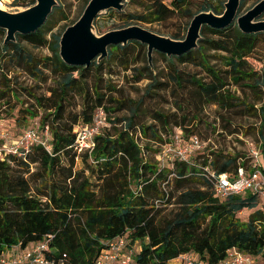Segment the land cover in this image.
<instances>
[{
	"label": "trees",
	"instance_id": "1",
	"mask_svg": "<svg viewBox=\"0 0 264 264\" xmlns=\"http://www.w3.org/2000/svg\"><path fill=\"white\" fill-rule=\"evenodd\" d=\"M137 1L140 11L124 13L122 7L119 12L144 28L180 17L185 21L182 28L168 36L174 40L184 38L195 14L211 11L221 15L226 2L201 0L193 13L195 0ZM247 1L240 0L238 14ZM23 2L13 0L14 5L35 4V0ZM56 17L67 19L60 5L34 33L16 35L15 42L5 45L0 40V104L13 109L15 103H27L23 111L32 120L23 115L16 119V126L22 120L26 129L41 134L47 127L50 132L49 148L33 144L26 152L20 150V155L7 153L0 158V256L8 248H25L51 235L46 256L56 261L65 255V264H94L106 243L116 237L124 238L126 248L136 247L133 264H174V259L185 254H193L203 264H215L232 248L255 262L257 258L264 261V208L253 210L244 220L239 217L244 209L257 205L258 195L246 192L219 201L212 188V175L233 177L239 167L251 170L250 153L215 147L204 148L186 162L174 161L173 168H162L157 161L161 146L170 143L174 130L180 129L185 139L196 134L204 109L213 105L224 112L218 118L223 129L235 126L227 116L232 110L260 119L251 127L264 172V104L254 108L231 90H249L257 101L262 98L264 72L253 68L249 59L264 33L243 34L235 23L224 29L203 26L194 50L170 58L158 53L170 71V79L161 82L148 63L137 66L135 55L132 58L134 48L145 46L135 41L109 47L104 61L94 60L87 67L64 64L59 57L62 32L51 33L50 24ZM0 36L5 37L1 29ZM24 43L46 48L50 54L36 56ZM205 50L220 53L217 57L223 68L210 65ZM113 61L124 72H131L133 83H139L147 72L151 82L143 97L124 96L113 83L114 70L109 66ZM189 63L199 65L205 77L177 68V64ZM22 73L29 84L18 81ZM48 80L51 84L43 89ZM171 87L182 100L174 102L176 111H153L149 124L139 120L143 98ZM97 109L104 112L107 124L95 136L93 150L78 153L77 130L92 123ZM121 112L128 115L119 117ZM240 128L238 124L230 133H242ZM143 139L159 149L142 145ZM145 151L152 152L156 160ZM79 160L82 166L78 169ZM170 204L173 209L164 213L163 207Z\"/></svg>",
	"mask_w": 264,
	"mask_h": 264
},
{
	"label": "rangeland",
	"instance_id": "2",
	"mask_svg": "<svg viewBox=\"0 0 264 264\" xmlns=\"http://www.w3.org/2000/svg\"><path fill=\"white\" fill-rule=\"evenodd\" d=\"M21 3H24V0H19ZM29 1V0H25ZM89 0H57V4L62 7L65 14L67 15L66 20H59L58 17L53 19L51 21V26L53 27L51 33L59 34L63 33V31L73 23H75L80 16L83 13V10L86 6V2ZM165 4H169L170 0H161ZM200 1L201 0H195L192 5V12H197L200 8ZM259 0H248L242 10L239 12L238 15H241L245 13L248 9H250L253 5H255ZM135 2H138L137 0H134L131 2V0H124L123 4V11L124 13H130L135 11H140V8L136 5ZM28 4V3H26ZM57 5V6H58ZM0 7L8 12H17L20 10H23L26 7V5H14L13 0H0ZM30 7V6H29ZM116 12V11H115ZM258 20H264V16L262 15ZM182 23H185L184 20L180 19V17H174L172 20L160 24V25H153V26H145L146 29L164 36L168 37L170 35V32L174 30H178L179 28H182ZM136 25L133 24L131 21L127 20L123 14L120 12L117 13H108V11L102 12L97 16V19L95 21V28L98 35L104 34L109 31L113 30H119L128 26ZM144 27V26H142ZM50 38V34L47 36ZM206 37L217 39V36H211L210 34H206ZM4 39V36H0V40ZM25 44V43H24ZM27 49L32 52L34 55L39 57H45L48 56L50 53L46 48H34L29 45H26ZM220 53H215L214 51L205 50L204 56L205 59L209 62L210 65H213L217 68H223V65L221 64L220 59L217 57ZM135 55V60L138 61L137 66L140 68L144 67L148 61L146 56V47L134 48V53L132 55ZM198 56V55H197ZM106 58L102 59L101 61H104ZM249 62L251 63L252 67L258 70V72L261 73V71L264 72V36L260 37L258 40V45L256 47V50L253 52V55L249 59ZM149 64V63H148ZM150 67L153 70V75L159 80V81H166L169 78V68L166 64V61L162 58L161 55L158 54V52H153L150 62ZM110 68L114 70L112 73V80L113 83L117 84L118 88L121 89V92L124 94V96H127L131 99L138 100L141 97H143L145 93V89L147 88V85L151 82L149 79L150 76L146 72V77L142 79L139 83H133L132 78L130 77L131 72L127 71L124 72L123 69H121L118 66L117 61L110 62ZM177 68L180 69L184 74H191L198 77H205L204 70L196 64H177ZM105 76H108V72ZM185 76V75H184ZM18 81L19 82H27L29 84V80L27 79L25 74H19L18 75ZM49 84H51V80H48L46 85H42V88H46ZM173 88L171 87L168 91L159 90L154 91L151 95H148L143 98L142 103L139 106V120L145 121L146 124H149L151 122V115L153 111H161L164 113H172L176 111L175 103L176 101L182 102V100L179 98V95L177 93L172 92ZM232 91H235V94L237 96H240V98H246L251 104H253L254 108H259L262 104H264V94L262 95V98L257 101L255 98V94L250 92L249 90H237L235 87H231ZM42 92V90H41ZM25 100V98H22V101ZM12 105V104H11ZM27 103H15L13 104V109H10L9 107H6L2 104H0V126L2 129H4L7 133H9L10 136L15 135L18 132L24 131L25 124H22V120L20 121L19 125L16 126V119L20 120L21 116H26L27 121H31L28 119V115L24 114V109L27 107ZM235 111L232 110L227 114V116L232 118V121L234 123V127H230L228 129H223L222 122L218 119L220 114H224V112L219 111V109L216 106H207L202 115L201 119L203 122L198 127V131H195L196 135L199 138H206L208 141L205 143V148H214L216 149L218 147L219 150L222 151H228V152H238L242 153L244 155H247V153L250 152V149L257 148V136L254 133V128L251 126H256L259 124L260 119L258 117H252L249 114H235ZM128 113L121 112L119 114V117L127 116ZM34 119V118H33ZM37 119V117H35ZM242 126L241 131L242 133L235 134L230 133V131L234 128H236L237 125ZM28 125V124H27ZM251 128V129H250ZM18 131V132H17ZM223 132V133H222ZM249 133V135H247ZM204 136V137H203ZM142 145L149 146L150 143L143 139L141 141ZM151 146V145H150ZM152 147V146H151ZM216 147V148H215ZM152 149H159L157 146L152 147ZM146 155L148 157H154L150 151H145ZM156 160V159H155ZM159 162L160 167L169 168L168 161L166 162V159L163 161L157 160ZM257 162L260 165H263V158L260 155H258ZM82 164L79 161L76 163V168H81ZM173 205H166L164 206V213H168L171 209H173ZM264 208V198L260 197L258 195L257 205L251 209H244V211L239 215L241 220H244L247 218L248 214L252 212L253 210L257 208ZM136 248V247H135ZM255 264H264V261L260 258L256 259Z\"/></svg>",
	"mask_w": 264,
	"mask_h": 264
},
{
	"label": "water",
	"instance_id": "3",
	"mask_svg": "<svg viewBox=\"0 0 264 264\" xmlns=\"http://www.w3.org/2000/svg\"><path fill=\"white\" fill-rule=\"evenodd\" d=\"M124 0H89L80 18L68 26L60 36L59 57L68 66L87 67L96 60L108 56L111 46H125L131 41L146 47L150 64L153 52L166 57H180L195 48L203 26L224 29L235 23L243 34L264 33V0H259L245 13L238 15L240 0H226L221 15L211 11L195 14L182 40L158 35L140 25H132L98 35L94 26L97 16L105 11H121ZM57 0H35V4L17 12H8L0 7V29L5 32L3 45L13 43L16 35L34 33L45 24Z\"/></svg>",
	"mask_w": 264,
	"mask_h": 264
},
{
	"label": "built area",
	"instance_id": "4",
	"mask_svg": "<svg viewBox=\"0 0 264 264\" xmlns=\"http://www.w3.org/2000/svg\"><path fill=\"white\" fill-rule=\"evenodd\" d=\"M107 124L105 114L101 109H97L93 115L92 123L89 126L81 127L77 130L75 144L78 153L91 152L95 147V136ZM50 132L45 127L41 134L35 129H26L12 138L0 126V158L10 153L20 155V150L28 151L31 145L37 144L49 148L48 142ZM205 143L196 135L192 134L188 138L183 137L180 129H175L170 143L161 146L158 159L168 161L169 167L173 168L174 161L186 162L189 157L202 151ZM253 158V168L249 171L239 167L233 177L227 174H219L213 177L212 188L214 197L219 201H224L232 195H243L251 192L264 198V172L257 162L259 150L250 149ZM52 238L47 235L45 240L30 244L25 248L13 246L6 249L0 256V264H65L62 256L59 260H51L46 256L49 251L48 241ZM134 248L125 247L123 237H116L106 243L105 248L99 254L94 264H133ZM174 264H203L198 261L193 254H185L173 260ZM215 264H255L250 256L244 255L237 249L232 248L227 251L225 258Z\"/></svg>",
	"mask_w": 264,
	"mask_h": 264
}]
</instances>
